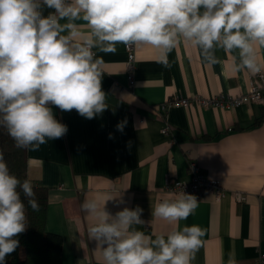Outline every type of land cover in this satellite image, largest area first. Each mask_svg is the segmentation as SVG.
Instances as JSON below:
<instances>
[{
  "label": "crops",
  "instance_id": "obj_1",
  "mask_svg": "<svg viewBox=\"0 0 264 264\" xmlns=\"http://www.w3.org/2000/svg\"><path fill=\"white\" fill-rule=\"evenodd\" d=\"M42 11L47 16L54 10ZM116 49H93L101 58L108 108L87 119L75 109L63 112L50 104L67 133L38 150L27 148V176L48 191L45 228L62 236L61 263L105 264L97 241L88 237L98 218L81 209L85 200H95L113 216L125 207L142 208L145 223L133 227L146 235L166 237L177 228L198 225L204 235L191 264H228L230 256L236 264H255L264 253V121L256 123L264 103L221 109L194 100L245 93L254 74L234 70L235 51L216 49L218 62L209 64L197 47L181 40L168 53V67L158 62L156 49L135 45L130 86L125 45ZM257 56L264 64V48ZM177 97L193 102L169 107L162 115L161 104ZM124 121L118 131L117 124ZM165 125L171 127L168 135L162 133ZM191 163L219 179L224 195L197 197L195 212L178 223L152 216L158 202L178 197L165 185L189 180ZM235 192L244 200L236 201Z\"/></svg>",
  "mask_w": 264,
  "mask_h": 264
},
{
  "label": "clouds",
  "instance_id": "obj_2",
  "mask_svg": "<svg viewBox=\"0 0 264 264\" xmlns=\"http://www.w3.org/2000/svg\"><path fill=\"white\" fill-rule=\"evenodd\" d=\"M44 7L54 11L44 16ZM81 20L86 23H76ZM181 40L197 47L209 64L218 62L216 49L235 51V71L260 73L264 0H0V127L17 147L38 150L68 131L50 104L87 119L108 108L101 58L93 49L115 53L117 44L148 45L168 67V53ZM125 124L118 123L117 130ZM22 195L39 211L32 183L11 174L0 151V264L19 247L16 237L28 226ZM197 207V197L182 192L158 202L152 216L178 223ZM81 209L98 218L88 237L97 241L105 264H191L202 244L198 225L166 237L153 233L154 239L136 230L134 225L145 223L139 206L113 216L95 200H85ZM228 264H236L234 257Z\"/></svg>",
  "mask_w": 264,
  "mask_h": 264
},
{
  "label": "trees",
  "instance_id": "obj_3",
  "mask_svg": "<svg viewBox=\"0 0 264 264\" xmlns=\"http://www.w3.org/2000/svg\"><path fill=\"white\" fill-rule=\"evenodd\" d=\"M264 121V112L256 123ZM0 151L4 153L10 173L21 182L29 180L26 172L27 148H19L8 135L6 128L0 127ZM30 181V180H29ZM31 182V181H30ZM32 183V182H31ZM35 199L39 203V211L27 206V198L21 196L26 205L27 228L19 234V247L6 257V264H62V236L45 228L47 188L32 183Z\"/></svg>",
  "mask_w": 264,
  "mask_h": 264
},
{
  "label": "built area",
  "instance_id": "obj_4",
  "mask_svg": "<svg viewBox=\"0 0 264 264\" xmlns=\"http://www.w3.org/2000/svg\"><path fill=\"white\" fill-rule=\"evenodd\" d=\"M127 51V80L130 86L134 84V60H135V45L125 46ZM93 51V50H92ZM94 53V51H93ZM198 104L202 106H213L224 108H232L240 104L264 103V72H260L252 75L249 83L248 90L245 93L239 95H230L228 98L223 97H211V98H195ZM193 100L183 97H177L174 99H168L161 104L162 115L166 112L169 107L172 106H189ZM162 133L168 135L171 133V127L165 125L162 129ZM191 175L189 180L180 181L173 180L169 181L165 185V190L178 196L180 193L185 192L187 194L201 197L203 194H212L217 199L224 195V187L221 181L217 178H212L204 174L199 166L195 163L190 164ZM234 197L236 201L240 202L244 200V195L241 192H235ZM255 264H264V253H260L255 261Z\"/></svg>",
  "mask_w": 264,
  "mask_h": 264
}]
</instances>
